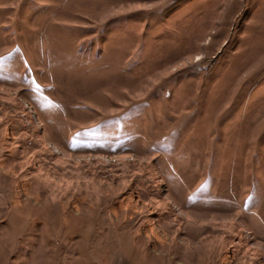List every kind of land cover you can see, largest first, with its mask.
Wrapping results in <instances>:
<instances>
[{
  "label": "rangeland",
  "instance_id": "374dc122",
  "mask_svg": "<svg viewBox=\"0 0 264 264\" xmlns=\"http://www.w3.org/2000/svg\"><path fill=\"white\" fill-rule=\"evenodd\" d=\"M0 264H264V0H0Z\"/></svg>",
  "mask_w": 264,
  "mask_h": 264
}]
</instances>
